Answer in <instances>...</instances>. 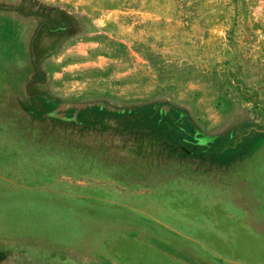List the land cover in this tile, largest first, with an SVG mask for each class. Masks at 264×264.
<instances>
[{"label":"rangeland","instance_id":"1","mask_svg":"<svg viewBox=\"0 0 264 264\" xmlns=\"http://www.w3.org/2000/svg\"><path fill=\"white\" fill-rule=\"evenodd\" d=\"M0 264H264V0H0Z\"/></svg>","mask_w":264,"mask_h":264}]
</instances>
